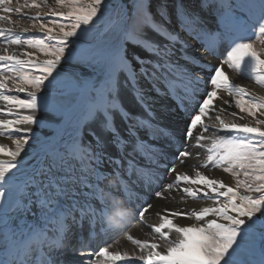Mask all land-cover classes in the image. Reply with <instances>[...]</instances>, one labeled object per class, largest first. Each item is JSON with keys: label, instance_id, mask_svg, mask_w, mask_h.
I'll return each mask as SVG.
<instances>
[{"label": "snow or ice", "instance_id": "snow-or-ice-1", "mask_svg": "<svg viewBox=\"0 0 264 264\" xmlns=\"http://www.w3.org/2000/svg\"><path fill=\"white\" fill-rule=\"evenodd\" d=\"M157 5L159 20L149 10ZM170 6L180 31L206 52L228 44L218 65L201 66L200 57L187 53V40L167 27ZM205 11L215 17L214 29ZM32 31L42 35H24ZM257 40L264 46V0H0V138L13 145L0 143V156L10 158L0 160V264H75L57 255L66 248L90 257L78 264H264V96L226 72L264 88V47ZM129 88L144 116L123 103ZM150 91L177 99L187 116L182 130L156 122ZM189 142L208 161L191 173L178 171L186 158L199 159ZM109 144L120 158L108 154ZM105 162L115 165L112 172L102 170ZM209 163L235 184L202 171ZM129 181L155 188V198L178 192L182 201L205 203L157 211L159 222L146 225L150 239L126 236L131 253L109 251L113 244L92 249L91 239L70 247L72 226L85 218L93 229L99 221L105 233L123 227L109 220L132 203ZM117 185L119 196L110 190ZM138 207L143 219L153 203ZM181 217L190 223L174 222Z\"/></svg>", "mask_w": 264, "mask_h": 264}, {"label": "rangeland", "instance_id": "rangeland-1", "mask_svg": "<svg viewBox=\"0 0 264 264\" xmlns=\"http://www.w3.org/2000/svg\"><path fill=\"white\" fill-rule=\"evenodd\" d=\"M149 10L153 13L154 19L159 20L158 5L157 6H150ZM169 15H170L171 23L168 24L167 27L170 30H173L175 32H180V35L184 39L187 40V42L190 45L189 48L186 49L187 53L190 55H195L197 57H200L201 58V66L207 65V64L218 65L219 61L224 57V55H226V52L228 50V44L224 43L215 52H212V53L206 52L199 40L193 41L191 39V37H189L187 35V33L180 31L179 23L177 21L174 9H172L171 6H170V10H169ZM201 15L204 17L208 27L211 29H214L216 26L215 17L206 11L202 12ZM11 16H12L13 20L18 19V14H11ZM25 23H26V21H25ZM146 34L151 39L157 41L158 43H160L162 45L167 43V41L164 40L162 36L157 35L151 29H146ZM24 35L38 37V36H41L42 34L39 33L38 31H32V32H29V33L24 34ZM255 46L258 49L260 47H264V46L260 45L258 40L255 41ZM129 47H131V45H129ZM30 51H32V50H30ZM36 54L40 55L38 52ZM139 54L142 55L146 59H155L154 57H150L148 53L143 52L142 50L139 51ZM199 54H203V55L200 56ZM207 57L209 59L206 60ZM41 59H43L42 56H41ZM211 60H213V61L210 62ZM134 67L138 68V65H134ZM206 72H207V69H205V73ZM226 72L228 73V75L231 77V79L233 81L240 83L244 87H247L252 92H254L256 95L264 96V88L259 87L253 81H251L249 79H243L242 77H240L239 75H237L234 72H231V70L227 69V68H226ZM202 74H204V73H202ZM141 85L145 88L151 89V84L148 83L147 81H144L143 79H141ZM158 86L160 87L161 92H163L165 90L163 84H159ZM201 91H203V86L201 88ZM20 95L23 96L22 93ZM149 96H150L151 102L153 104L152 112H153L154 118H155L156 122L161 127H167L168 129L180 128L181 130L185 127L183 120H186L187 116L184 113H181L179 108L177 107V104H178L177 99L173 98L172 96H168V95H158L155 91H150ZM123 103L126 106L131 108L133 114L141 115V116L145 115L144 109L139 104L135 103L134 94L132 93L130 88L127 89L125 92V95L123 97ZM224 107H227V106L225 105ZM232 110H235V109H232ZM225 118L228 119L230 117H225ZM116 125L119 128V130L121 131V135L124 136L125 138H127V130H126L127 126H126V124H124V122L122 120L117 118ZM143 134H144V132L141 131V135L147 139V136L143 135ZM173 134H178V133H173ZM30 143H31V141H30ZM150 143L157 144V145H164L163 140H154V141H150ZM8 147H10V146H8ZM164 147H165V150L168 149L167 146H164ZM188 148L194 154L199 152L200 156H199V159H197L195 157V155H193V157L186 158L184 164L186 162L192 163L195 161V163L193 165H199V164H201V163H199V160H203V162L208 163L207 153L205 152L204 149L194 147L191 142H189ZM25 151H27V147H26ZM23 155H24V153L21 154L22 157H23ZM8 159H10V158H6L5 160H8ZM135 159H136V157H135ZM202 164H204V163H202ZM182 167H184V166L178 164V171H180L181 169H179V168H182ZM205 170H206V172H209V173H215V172L222 173L223 174L222 179H221L222 181H224L225 183H227L229 185L235 184V179L231 176V174L225 173L222 170V168L215 167L214 164H212V163H209L208 168ZM78 191H79V189H78ZM175 193H177V192H175ZM173 194H174V192L169 193V195H173ZM156 202L157 203L153 204V208L149 210V213L155 212V211L156 212L162 211L161 208H164L165 206H168V207H170L172 205L177 206L174 202H170V200H168V199L162 200V199L157 198ZM68 203H71V202L69 201ZM123 230L124 229H117L116 231L111 232V233L102 232V234L95 235L93 238H91L92 236L91 237L88 236L87 238H85V240L91 239L93 242L92 243L93 247L95 249L97 247H100V244H107L108 243V240L106 241L104 236H109V237L111 236L113 238L118 233H121ZM74 236H76V238L78 240V241H76L77 243H76L75 247H78L79 243H80V241H79L80 235L76 231Z\"/></svg>", "mask_w": 264, "mask_h": 264}, {"label": "bare ground", "instance_id": "bare-ground-1", "mask_svg": "<svg viewBox=\"0 0 264 264\" xmlns=\"http://www.w3.org/2000/svg\"><path fill=\"white\" fill-rule=\"evenodd\" d=\"M200 56L203 54H199ZM205 59V58H204ZM209 59L208 57L206 58V60ZM213 60H211L210 62H212ZM143 135H146L145 133ZM144 138V137H143ZM146 139V138H144ZM0 143H3L7 146L13 147L12 143L10 140L6 139V138H0ZM168 151H171V149H166ZM106 151H108L109 155H111L112 157H116V158H120L121 153L120 151L114 146L109 144L108 148L106 149ZM6 158L9 157H4V156H0V160H5ZM136 160L138 161V163L140 165H144L145 164V160L142 157H136ZM195 163L194 162H186L185 164H183L184 167L179 168L181 169L180 171H187L189 173H191L193 171V166H199L202 163H207V162H203V160H199V165H193ZM113 167H115V165H110L109 163L105 162L103 165L102 170L106 171V172H112ZM202 171H205V173L209 176L215 177L217 179H222L223 174L222 173H209L206 172L205 169H201ZM122 174H123V170H122ZM136 177L133 176L132 180H135ZM172 179L171 176L166 177V179L164 181H162V183H167L170 182ZM129 184L132 188L135 189V192L131 193V195L133 196V201L132 203H125L124 205H122L119 209L117 210H130L131 211V217L130 218H124L121 220V223L123 224V227L120 229H124L121 233H118L115 237H109V236H104V238L106 239V241L108 240L107 244H113V247H111L109 249V251L111 252H115V251H129L130 253L133 252L135 250V246L132 245L131 241L126 239L127 235H132L134 238H138L141 240L144 239H150V237L146 236V233H149L151 231L150 227L146 226V225H152V224H156L159 222V217L156 215V211L155 212H151V213H146L144 218L141 219L138 216V211H139V207L138 205L142 206V203L144 200H148L150 202L157 203L156 199L153 196V192L155 190V188L153 189H145L143 187H140L136 184H132L131 181H129ZM108 185V181H104L103 182V186H105L107 188ZM115 195L119 196L121 195L120 191H119V185H117V187L110 189ZM139 192L141 199L140 200H136L135 199V193ZM166 195H169L166 194ZM173 198L172 199H168L170 200V202H174L177 206H165L164 208H161L162 210L165 208L168 209H185V210H192L193 208H199L200 206L204 205V201H193L191 198H185V200H181V196L182 193H175L173 195H170ZM79 199L83 200V197H80ZM97 208L100 207L99 203L97 201H91ZM210 203V202H208ZM77 218H78V213H77ZM174 222H179L181 224H188L190 223V221L188 222L186 218L181 217L178 219V221H174ZM78 232V234L84 238H86L87 236L90 235L94 236V235H98V234H102V230H101V225L99 223V221H97L95 228L93 229L92 227H90L88 218H85V220L82 222V224H77V225H73L71 228V232L69 235V240H68V244L70 247H75L76 245V241L77 238L76 236H74L75 232ZM120 231V230H119ZM110 240V241H109ZM106 244H100V247L105 246ZM60 259H63L65 261H73L75 262V264H78V262H82L86 259H89L90 257H81L78 253H73L71 251H69L67 248L63 250L62 253H58L57 254ZM116 264H128V262H116ZM131 264H139L138 261L133 260L131 262Z\"/></svg>", "mask_w": 264, "mask_h": 264}, {"label": "clouds", "instance_id": "clouds-1", "mask_svg": "<svg viewBox=\"0 0 264 264\" xmlns=\"http://www.w3.org/2000/svg\"><path fill=\"white\" fill-rule=\"evenodd\" d=\"M130 217H131L130 210H117L114 216L110 218L109 222L113 224V226L115 227H122L123 224L121 223V220Z\"/></svg>", "mask_w": 264, "mask_h": 264}]
</instances>
